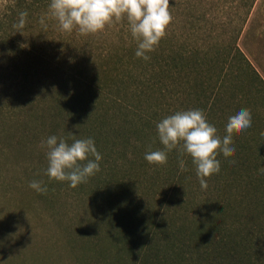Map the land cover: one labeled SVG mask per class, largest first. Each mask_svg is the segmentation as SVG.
<instances>
[{"label":"trees","instance_id":"trees-1","mask_svg":"<svg viewBox=\"0 0 264 264\" xmlns=\"http://www.w3.org/2000/svg\"><path fill=\"white\" fill-rule=\"evenodd\" d=\"M254 2L245 0L246 15L231 43L189 48L179 28L171 34L166 29L145 61L135 56L137 42L131 33L124 37L123 28L116 35L122 43L111 37L112 46L98 54L92 40L69 49L74 36L62 33L60 44L50 39L56 21L46 17V28L40 23L49 0H0V129L13 122L21 126L0 148L4 170L18 172L9 180L0 173V198L32 180L43 181L46 193L29 188L66 237L76 264H264V175L258 173L260 163L247 160L246 142L229 154L217 146L220 168L207 174L205 186L192 158L178 150L168 153L165 164L144 159L146 151L164 148L155 127L163 117L199 108L223 127L231 106L223 95L231 77L240 81L248 70L264 84L236 43ZM198 3L169 0L171 23L178 25L183 11L194 18ZM22 11L29 15L19 32L14 24ZM48 39L57 48L38 51L39 42ZM7 57L11 64L4 65ZM11 88L14 101L2 108L1 93L8 95ZM230 98L236 100L234 110L244 95L237 91ZM69 131L94 138L100 171L76 188L66 181L54 187L43 177L47 159L40 142ZM13 146L36 150L15 163L7 159ZM252 152L258 158L264 147ZM62 194H69L78 210L60 213ZM61 216L68 221L61 223Z\"/></svg>","mask_w":264,"mask_h":264},{"label":"rangeland","instance_id":"rangeland-1","mask_svg":"<svg viewBox=\"0 0 264 264\" xmlns=\"http://www.w3.org/2000/svg\"><path fill=\"white\" fill-rule=\"evenodd\" d=\"M194 13L196 16L192 18V16L189 17L188 11H183L178 25L173 23L168 25V34L179 28L181 31V42H184L189 48H205L206 45L212 44L221 46L231 43L233 40L232 38L246 15V4L245 0H199L197 11L195 10ZM121 28L125 32L122 35L128 37L130 30H128L129 25L126 18L120 21L114 20L111 24L106 25L104 30L93 34L81 35L78 30L74 29L71 33H68L69 38L71 36L75 37L74 41L70 39L69 49H74L75 46L84 45L92 40L94 42L93 53L98 54L103 48L106 49L112 46L109 42L111 37L118 45L122 43L116 37L117 31L121 30ZM50 30V39L59 41L61 44L60 35L64 32H61L57 26L52 27ZM50 39L39 42V49L37 50L52 52L51 48L56 44L51 45ZM236 43L264 82V0H255L243 25V31L237 38ZM60 44H57L58 48L65 47ZM62 49L68 50L67 48ZM5 60L4 65L11 64L10 58L7 57ZM44 72L42 68L39 76H43ZM16 80L19 79H14V81ZM35 80L36 77L32 79L33 82ZM240 86L241 90L238 88ZM42 87L44 88V86ZM227 88V93L223 97L225 96V104H231L232 106L229 107L228 112L233 110L232 108H234L233 105L236 101L232 100L230 96L236 95L237 91L238 94L241 91L244 95V98L238 101L239 107H247L252 112V127L242 132L233 130L231 142L236 145V148L239 143L244 144L246 142V146L247 148L250 147L249 152H251L247 154V160L251 163L256 160V162L264 164V152L258 158L252 152L257 149L258 145L264 147V84L255 77L253 79L251 73L245 70V75L242 76L240 81L236 80L235 75H233L228 82ZM12 91V88L9 89L8 95H2L1 93L2 108L6 104L8 107L12 105L15 98L13 93H11ZM47 95L49 94L45 92L43 98ZM49 99V97H46L43 100L49 103ZM3 111L6 112L7 110L3 109ZM216 125L219 132L224 131V127L217 123ZM20 129L21 126L14 124V122L5 130L0 129V148L4 147L9 142V139L14 140ZM38 130L42 131L41 128H38ZM29 149H17L13 146L10 152L8 151L9 154L7 153L9 157L7 159L15 163H22L24 160H28L27 158H30L36 150L31 151ZM5 157L6 155L0 154V173L6 175L7 178L17 175L16 168L11 169L12 171L4 170L2 164L6 160ZM31 174L33 175V172ZM43 177H46L45 174ZM50 181L52 184L53 182L55 183L54 187L60 185V181L48 180V182ZM13 189L12 193L9 192L10 194L4 195L5 198H0V208L2 210V214H0V264H76L73 256L67 250L66 237L57 232L56 222L51 219L50 212L43 205L44 203H41L42 200L36 196L37 194L34 191L32 192L27 186L23 187V189L18 188L19 190L17 191ZM2 192L4 194V190L0 187V195ZM69 196V194H66V196L64 194L61 195V200H59L61 205L59 207H63L60 213L64 210L71 213L78 210V208L74 207L75 204ZM234 207H236L235 204ZM66 214L69 213L64 215ZM62 217L61 223L68 221L66 217H64V220ZM238 226L240 225L238 224Z\"/></svg>","mask_w":264,"mask_h":264},{"label":"clouds","instance_id":"clouds-1","mask_svg":"<svg viewBox=\"0 0 264 264\" xmlns=\"http://www.w3.org/2000/svg\"><path fill=\"white\" fill-rule=\"evenodd\" d=\"M28 15L27 11L19 13L14 24L17 31L25 27ZM46 17L55 20L61 32L71 33L76 29L81 35L100 32L114 20L126 18L131 36L137 42L135 56L145 61L150 60L148 53L155 50L172 21L169 0H49L48 12L40 19L45 28ZM155 127L164 148L146 151L144 159L149 164H165L168 153L178 150L181 155L192 158L199 183L205 186L207 174L220 168V159L215 154L217 146L225 154L234 153L236 145L231 142L232 132L252 127V112L243 106L230 110L222 132L217 131L216 123L209 121L199 108L176 111L163 117ZM69 132V136L43 138L40 147L45 150V175L49 180L66 181L69 187L76 188L100 171L102 155L94 138H77ZM180 165L183 170V160ZM258 173L264 175V164H260ZM29 187L41 194L48 190L41 180H32Z\"/></svg>","mask_w":264,"mask_h":264}]
</instances>
